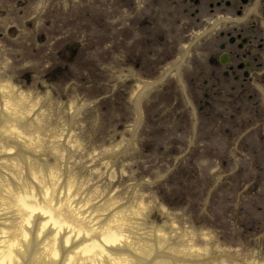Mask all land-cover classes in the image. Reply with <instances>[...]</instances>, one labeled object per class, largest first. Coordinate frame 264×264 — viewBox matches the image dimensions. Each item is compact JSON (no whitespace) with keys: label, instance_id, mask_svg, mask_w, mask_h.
I'll return each instance as SVG.
<instances>
[{"label":"rangeland","instance_id":"374dc122","mask_svg":"<svg viewBox=\"0 0 264 264\" xmlns=\"http://www.w3.org/2000/svg\"><path fill=\"white\" fill-rule=\"evenodd\" d=\"M74 3L75 0H0V40L2 38L15 40L20 36L27 35L29 36V39L37 40L43 38L48 41L54 38L59 39L60 35L73 34L74 38L72 44L82 39L86 41H90L89 44L90 48L85 54H83V57L87 59H91L95 57L94 48L96 46V35L98 31L99 33L103 32L104 34L103 39H105L107 43L116 45L117 47H121V39H123V37L120 35V33L123 31L121 29H124L126 24L116 17L117 14L98 13L97 12L98 10L95 8V6H92V8L95 9L94 13L78 14L77 16H75L76 7ZM105 9H107V7H105ZM164 13L167 12L165 11L162 12L161 14L164 15ZM66 15H68L69 18H66ZM96 16H97V21L99 22V26H101L102 28L99 27L96 23H94V20H96L95 19ZM47 22H52L53 24H47ZM59 23H61L62 25H60ZM120 30L121 32H119ZM135 33L137 34V36H139V30H135ZM165 33H167L165 40L166 43L163 42V47H161L159 51L151 52V48H149L139 52V54H141L143 59L142 60L143 66L146 67L143 74L144 76H146V79L149 81L151 80L155 81L164 74L163 70L166 67L176 63V59H178L181 54V46H183V44L187 42V40L184 39L187 37V30L185 29L184 26L173 27L172 25H168L167 23L164 25V34ZM1 47L4 48L5 45L2 43ZM71 50H73V48ZM50 59H51L50 56L46 57L42 61L40 69H43L44 63L48 62ZM151 62L154 63L155 66L157 65L160 66V70L157 74L151 75L150 72ZM113 64H114L113 69L115 71H118V68L121 67V63H119L118 60L115 58ZM193 75L194 74L191 72V56H189L187 65L186 66L184 64L181 65L177 70V75L175 73H170V75H168L165 78V81L162 85L148 92L145 100L151 101L150 103H153L156 106H158L161 103L158 106V108L160 110V114L162 115L163 119L162 121L159 122L158 127L166 130L164 133L161 134L162 137L160 141L152 142L149 145H147L146 149L148 152L156 153L159 156L163 155V157L170 159L175 154L176 146L180 145V142L188 143V140L191 137V133L189 132L180 133L177 129V123L182 122L183 117L181 114H185V110L188 111L190 115V106L188 102L191 101V93L192 94L195 93L197 95H199L200 93V91L196 89L197 84L194 85L191 83L194 80ZM182 85L184 86V89ZM0 108H2L1 102H0ZM121 108L122 111L124 112L123 110L124 106H121ZM27 109L28 110L33 109V110L30 111L29 113L28 111L26 112ZM27 109L23 110L25 111V114L26 115L29 114V116H32L34 108L29 107ZM122 111L119 110L118 114L122 115L123 114ZM213 117L214 119L218 120L217 116L214 115ZM110 118H114V116H110ZM124 120L125 118L123 117V122ZM120 121L122 120H117L113 124L105 123L96 127V131L98 133L97 136L98 145L100 146L106 145L109 146L110 148L116 147V141L114 140V138L118 134L117 127ZM214 125L221 127V128H216V132L214 134V140L210 142V145L214 146L216 149L214 151V154L221 158L223 156L227 157L228 155H235L238 158L237 161L239 162V165L245 169V172L243 173V175L241 173L234 174L228 179L227 183L225 180H223L218 185L219 188L221 187L223 188L216 190L212 195H209V197L205 200L204 207L201 209V212L203 214H206L211 218H214L219 214L223 215L225 212H228V214L226 217L223 216L222 221L212 219L204 223L203 226L199 228L201 230V234L197 242L199 243L200 246H203L202 244L204 241H217L221 245L237 246L240 248H245V249H231V250H236L248 264H264V249H255L257 246L262 245L264 243V172H258L257 170H254L252 167L256 159H261L262 166L264 167V139L262 136L261 127H257L254 125L248 126L247 130L249 131V133L247 134L245 140L236 150H234L233 148L227 147V142H226L227 126L222 124L220 121L219 123H214ZM91 128H94V126L89 125L88 130L83 127L82 134L85 135L89 134L90 133L89 129ZM80 131H81L80 127H77L76 129H72L70 142L74 141L73 139H75L77 135L80 136ZM197 134H198V141H203L201 137V130L198 131ZM9 141L10 139H8L7 142L5 143H8ZM75 143L77 144V141ZM87 146H89L88 143L82 144V147L79 146V151L81 153V156L83 154L84 148H86ZM106 146L100 147L99 149L104 150V148H107L108 150L112 151V149ZM1 152L2 154L7 153L0 150V158L2 157ZM11 152L13 153V155H16V151L14 149ZM241 154L246 156L250 160L251 163L250 165L247 164L245 160L238 157ZM9 158H10L9 156H5L2 159H9ZM133 158H134L133 156H130L128 161L124 160L112 169H110L108 165H104L100 170L101 174H99L98 170H91L89 173H87V179H86L87 186L82 184V180H81L82 176L81 175L77 176V174L72 173L71 169L69 170V172H65V171L61 172L57 178L56 184L59 187L64 183L67 185V181L69 180L68 177L70 176L73 179L72 185L70 186L71 188L70 192L75 196V198L79 201V203H81L80 201L84 200V202L82 203V207H85L87 210H90V205L94 202L96 198L100 197L101 194L99 193V190L95 191V193H93V197L91 199H88L87 196L90 193H92V191L89 192L88 189H86V187L95 186L98 188L99 187L98 183L100 185L104 183L106 184V186L111 184L112 189L115 190V194L118 195L119 197H122L121 199H124V196L125 195L127 196L128 194L127 192L135 182L134 175L138 173V176H142L140 172H137L135 169L131 168L130 163L133 160ZM95 160L96 158L93 159L92 161ZM79 161H73V168L76 167L77 171H80V167L76 166ZM203 161L205 163L201 165V170L205 175L210 169L213 168L214 163L219 162L220 159L217 158L215 159V161H212L209 157H206V159H204ZM91 162H88L87 164L92 165ZM220 163L222 162L220 161ZM84 167L85 165L83 166V169ZM19 169L16 168V170L18 171ZM107 169L108 171H106ZM107 172L109 173V176L108 177L103 176ZM164 172H165V163L163 160H161L154 165L153 178ZM251 172L253 174V177H251ZM21 174L23 175L25 173L23 171L22 173L19 172L17 174L14 172L10 173L11 176L14 175L15 177L14 180L17 182L20 177H22L21 180L25 179L26 175L22 176ZM224 174L226 176L229 175L228 172H225ZM3 177L5 178V180H7L6 179L8 178L7 173ZM26 177L29 182L38 183L29 174ZM160 178H161V182H163L166 179V175H160ZM248 178H250L248 182L249 188L246 191V193L243 194L242 191L239 190V187L241 182ZM161 182L152 187L151 190L154 196H156L158 192H162L164 188L170 187V186H165V183L161 184ZM5 184L6 181L3 182L2 185L3 188ZM261 184H262V189L260 188L256 191V187ZM2 186H0V188H2ZM3 188L0 190L3 191ZM237 195H240L238 201L235 200ZM171 197L176 198L175 196H171ZM179 200L183 204L186 203L187 204L183 209L176 210L173 212V220L174 222L177 223V225H175V223L172 224L175 229L185 230L191 224V204H194L197 201L196 199L191 200L190 195H188L186 198H180ZM174 203H177V201H175ZM144 207H142L141 205L140 210L143 211L144 209L145 211ZM0 210L1 212H3V213L0 212V216L2 217V218L0 217V223L2 219H10L11 217H13L9 209L4 210V205L2 206V209L0 208ZM7 210L8 212H6ZM102 210L103 211L108 210V207L106 206L101 207L99 211L103 213ZM133 210L127 211L126 214L135 217L136 212L138 213V209L135 210V212ZM7 213L9 214V217ZM91 213L92 215H94L93 210L90 211V214ZM5 215H7V217ZM133 217L131 219L132 223L130 222V225L132 226L130 227H134L136 224V222L133 221L134 219ZM31 218L33 219V217ZM14 220L17 223H15ZM14 220L9 221V223L7 224L8 227L6 229L0 227V230L4 229L3 231L4 233L2 232L3 234H1L0 236L1 238L4 234L6 235L7 233L6 236L5 235L3 236V238L7 240L6 242L4 241L3 238H2L3 241H1L0 239V244L5 242L3 243L4 245L3 244L1 245L3 247L0 246V249L3 250L6 249V247L4 248V246L9 243L8 232L10 231L12 234L13 231H15L12 230L13 228L11 227L12 222L14 225L15 224L17 225L19 223V221L16 218ZM257 224H261L262 226L261 233H254L251 235L249 232L243 229V227L245 229H250L253 226H257ZM22 226L24 227V224ZM39 227L41 226L39 225ZM17 231L18 230H16L15 233H17ZM162 233L164 235L161 236L165 237V239L167 240L174 237V236L166 235L165 231H162ZM172 233L174 234L175 231H173ZM16 235L18 236L19 232ZM30 236L31 235H29V237ZM126 237L129 238V234H127ZM192 237L193 235H191V238ZM257 237L259 238L258 241H257ZM16 238L18 240L20 239L19 236ZM44 241H47V239L43 240L42 244L46 243ZM177 243L182 244L179 242ZM40 250L41 252L39 253L36 252L34 254L35 256L33 255L34 258L32 257L31 259L32 264L35 261L36 263L37 261H40L37 259L40 253H43V255H41L42 257L40 263L53 264L52 262H50L51 261L50 259H47L49 258L47 257L49 255L48 252L49 249L45 251H43V249H39L38 251ZM76 251L78 255L81 254V252L77 249H72V252L74 253H72L71 249H69L67 252H69L70 254L66 252L63 258L65 257L67 258V255L70 257L72 254L70 258L68 257V259L71 260V262L68 260L70 262L69 263L66 258L64 259L66 261L63 262L65 264H73L74 261L75 262L77 261L76 263L78 264L79 263L87 264L88 262L85 260L84 262L83 260L82 261L79 260L78 262L79 259L78 257L80 256L77 257ZM45 252L46 253L48 252L47 256H45L46 254L44 255ZM44 259L49 260L48 262L50 263H48L47 260L42 261ZM55 259L60 260L57 257ZM103 261L101 263H103ZM75 262L74 264H76ZM91 263L92 262L89 261L88 264ZM95 263L98 264L100 262L95 261ZM110 264H114V263H110Z\"/></svg>","mask_w":264,"mask_h":264},{"label":"bare ground","instance_id":"6f19581e","mask_svg":"<svg viewBox=\"0 0 264 264\" xmlns=\"http://www.w3.org/2000/svg\"><path fill=\"white\" fill-rule=\"evenodd\" d=\"M1 90H2V87H0V91ZM16 102H17V100H16ZM19 104H20V102H19ZM2 108L5 110V113L3 115L7 118L8 123L2 122V123H0V125H5L7 123L3 129V133L7 134V140L10 139V141L8 143L3 144V148L7 151H10V152L14 149L17 152L20 150V144H19L17 138L21 139L22 137H24V135L21 132H19L18 130H16V128L14 126V123L18 120V118H19L18 116H20V114L18 113L17 109L14 110V108L12 106H9L6 103H2ZM9 110H11V111H9ZM32 110L27 109L26 112L28 111L30 113V111H32ZM23 113H25V111ZM12 116L15 117V119ZM5 129L7 130V132H5ZM0 131H2V126H0ZM16 146H18V147H16ZM0 150H2V149H0ZM20 155H21V151L18 152V156L13 155L12 158H9V159L0 158V160L6 161L7 163L13 162L17 166V162H15V161L19 160ZM16 171H18V170H16ZM19 172H21V171H19ZM43 174H44V171H42L41 169L31 173V176L33 177V179H35L36 182H39L40 184H42V187L39 186L37 189H35V191H37L36 193H33L32 190L30 189L29 186H32L31 184L28 185L27 182L25 184V182L23 180H21L22 177H20L18 179V182L16 181V183L18 184L17 189L15 190L16 192H10L8 188H4L3 191L0 190V201H1L0 206H2V204H4V205H8L10 208L11 207L14 208L17 211L20 218H22L21 223L19 225V230L17 231V233L19 232L21 234L20 238H22V241H24L23 238H26V237L30 238L31 237V236L30 237L28 236L27 230L29 229V226H31L29 219H32L31 217L33 215L35 217V221L42 220V224L40 225L41 229L38 230V231H40V234H37L36 237L39 238L42 234H44L45 239H47V241H44V242H46L45 244L39 243L38 245L40 247H43L44 249H50L48 252H51L52 258H55L56 255H54V254L57 252V248H61V246H62L61 243H59L60 238H62L63 244H65V246H67L69 243H76L77 239H84V241L82 243H80L79 246H76V247H80L83 245L81 248H84V249H78L77 248V250H79L81 252V254L78 255V253L76 251L77 257L80 256V257H78L79 258L78 262H79V260L80 261L83 260V262H84V260L85 261L93 260V262H92L93 264H97V263H95V261H99L101 263L103 261V260L101 261V259H100L101 255H104V260L106 261L105 253H103L102 251H100L97 248H99L101 244H105L106 246L114 245L118 241V238L122 237L120 231H111L115 227V225H108V226H105V228L100 227V229L97 233L99 236V239H100V244H98V242L95 241V239H96L95 238V230L87 229L88 224L86 225V223L83 221V220H86V216L89 212V210H87L85 207H82V203L84 202V200L80 201L81 203H79V201L75 198V196L70 192L71 191L70 186L72 185L73 179L69 176L68 177L69 180L67 181V185L64 183L59 187L56 184L57 178L59 175L57 177L52 176L51 179L48 178L49 180L48 179L46 180V179H44ZM47 174H48V176H50L53 174V172L51 170H49ZM14 175H13V177H14ZM7 176H8V174H7ZM18 176H19V174H18ZM2 185H3V183L0 186H2ZM2 188H3V186H2ZM2 188H0V189H2ZM90 194L87 196L88 199H91L93 197V195H90ZM20 199H23V201H20ZM15 200H19V201H15ZM142 207H144V205H142ZM4 210H6V209H4ZM135 210H137V209H135ZM135 210H133V211L135 212ZM104 211H103V213H104ZM143 211H144V209H143ZM143 211L140 210V211H138V213L137 212H136V214L134 213L136 216H138L140 218L141 224H145L148 221L147 217H145L143 215ZM0 212H1V210H0ZM6 212H8V210ZM99 212L101 213V211H99ZM1 213H3V212H1ZM126 213H127V211H126ZM126 215L129 218L131 217V216H129V214H126ZM5 216L7 217V215H5ZM8 217H9V214H8ZM89 218H90V220H88V223L90 225H92V224L96 225L99 222V220H98L99 218L94 219L92 215L89 216ZM120 218L123 219L124 215L121 212H118L114 216L113 220H119ZM18 221H20V220H18ZM35 221H33V222L35 223ZM15 223H17V222L15 221ZM23 224H24V226H25V224L29 225V226H26V229H23L22 228ZM133 225H134V223H133ZM154 225L155 224L151 221V224L149 226H146V227H148V232H147L148 235H152L154 233V231H155V228L153 227ZM130 226H132V225H130ZM4 228H6V226H4ZM47 229H48V233H47ZM2 230H4V229H2ZM17 233H15V234H17ZM15 234L8 237L9 244H8V246H7V244L4 246V248L6 247V249L5 250L0 249V264H20V261L18 260V256H16V255H19L18 252H21V249H16L17 248L16 246L17 245L20 246L21 242L17 241L18 239L16 237H18L19 235L15 236ZM6 235H7V233H6ZM8 235H9V232H8ZM3 236H2V238H3ZM57 236H59V237H57ZM133 236L134 235L132 233H129V238H131L130 240H129V238L125 237L126 247L130 248V251H128L127 254H125V253L121 252V250H118L117 251V259L115 261L113 260V262L110 261L109 264L110 263L131 264L132 262H134V259H135L134 254H136L140 258L144 257V256L148 255L149 253H151V249H155L157 247V244L159 242H162V241L163 242L168 241V246L167 247L163 246L166 249H184L181 252L178 251L179 254L190 253L191 251H194V249H195L193 245H197V244H191V242L188 244H184V243L178 244L177 242L173 243L171 239L166 240L165 237H162L160 235L161 238L156 239L157 244L153 240L143 239V242L140 246L137 243V241L134 239ZM2 238L0 237L1 241H3ZM4 241L6 242L7 240L4 239ZM27 241H25V242H27ZM5 242H3V243H5ZM2 244H0V246ZM134 246H136V247L134 249H132ZM1 247H3V246H1ZM40 247H39V249H40ZM197 247H198V249H201L199 246H197ZM39 249L36 250L38 253L41 252V250L38 251ZM44 249H43V251H44ZM71 252H72V249H71ZM47 253L45 252L44 255L46 254L45 256H47ZM67 253L70 254L69 252H67ZM72 253H74V252H72ZM41 255H43V253H40L39 256L37 255L38 258L36 257L40 261H41V257H42ZM48 256H50V253ZM71 256H72V254H71ZM68 257H69L68 255H67V258L65 257L67 259V261L69 260ZM57 258L60 259L59 257H57ZM75 258H76V256H75ZM47 259H49V258H47ZM47 259H44L42 261H46ZM73 260H72V262H73ZM142 260H144V259H142ZM40 261H37V263H40ZM48 261L49 260H47V262ZM64 261H66V260H64ZM69 261L71 262V260H69ZM50 262H52V261H50ZM50 262H48V263H50ZM74 262H73V264H74ZM87 262L89 263V261H87ZM62 263H64V262H62ZM100 263H98V264H100ZM103 263H101V264H103ZM40 264H42V263H40ZM76 264H78V263H76ZM81 264H83V263H81ZM156 264H161V261H156Z\"/></svg>","mask_w":264,"mask_h":264}]
</instances>
